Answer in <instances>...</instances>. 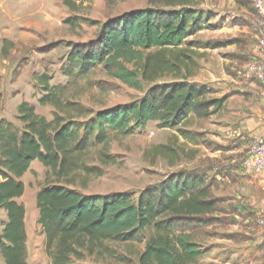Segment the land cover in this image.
<instances>
[{
	"label": "trees",
	"instance_id": "16d2710c",
	"mask_svg": "<svg viewBox=\"0 0 264 264\" xmlns=\"http://www.w3.org/2000/svg\"><path fill=\"white\" fill-rule=\"evenodd\" d=\"M199 0H149V6L124 12L98 24L95 38L75 44L67 54L68 74L86 75L96 65L105 74L135 90L141 98L91 113L82 122L56 118L47 122L33 106L21 103L20 127L0 119V209L6 222L0 234L4 264H27L25 207L18 202L25 190L22 176L38 161L56 177L82 169L100 175L97 168L81 164L90 147L100 145L106 163L109 133L122 136L158 122L176 134L166 145L154 147L156 157L179 161L183 149L178 137L190 139L183 129L189 115L207 118L222 100L212 98L206 85L190 82L198 70L188 41L208 24L209 12ZM70 9L88 0H64ZM133 64L130 69L126 65ZM170 77V81L158 82ZM40 83L47 84L41 76ZM1 98V95H0ZM46 103L45 98L39 100ZM81 113V112H79ZM216 202L204 189L203 177L179 170L146 186L135 198L129 193L83 195L62 186L37 192V225L43 253L49 264H86L93 255L106 254V241L123 243L146 238L138 264H196L201 257L195 236L213 222Z\"/></svg>",
	"mask_w": 264,
	"mask_h": 264
},
{
	"label": "rangeland",
	"instance_id": "374dc122",
	"mask_svg": "<svg viewBox=\"0 0 264 264\" xmlns=\"http://www.w3.org/2000/svg\"><path fill=\"white\" fill-rule=\"evenodd\" d=\"M148 6L149 0H88V5L70 9L64 0H0V119L20 127L17 108L25 102L47 122L56 118L82 122L98 110L141 98L144 91L110 78L102 65L86 75L68 74L66 58L73 45L95 38L99 23ZM126 66L131 69L133 64ZM41 76L47 84L40 83ZM170 80L165 77L158 82ZM41 98L46 100L43 105ZM174 133L158 122H149L128 136L109 133L106 163L99 154L100 145L90 147L81 158L80 165L97 168L100 175L86 174L80 168L58 178L38 161L32 162L21 178L25 190L18 199L25 207L27 264H49L36 223L38 191L62 186L83 195L129 193L135 198L172 171L153 150L166 145ZM5 222L0 209V234ZM199 238L200 233L195 240ZM145 242L146 238L106 241V254L93 255L86 264H138ZM0 264H4L1 257Z\"/></svg>",
	"mask_w": 264,
	"mask_h": 264
},
{
	"label": "crops",
	"instance_id": "0c3cea01",
	"mask_svg": "<svg viewBox=\"0 0 264 264\" xmlns=\"http://www.w3.org/2000/svg\"><path fill=\"white\" fill-rule=\"evenodd\" d=\"M198 8L211 14L212 28L188 39L199 44L192 47L198 70L190 82L206 85L222 101L207 118L189 115L183 129L198 137H178L184 155L168 163L167 175L195 171L216 202L205 215L213 222L195 240L202 252L196 264H264L257 223L264 213V170L250 174L242 167L248 146L264 139V84L239 77L254 51V12L249 0H199Z\"/></svg>",
	"mask_w": 264,
	"mask_h": 264
},
{
	"label": "built area",
	"instance_id": "2783aa9c",
	"mask_svg": "<svg viewBox=\"0 0 264 264\" xmlns=\"http://www.w3.org/2000/svg\"><path fill=\"white\" fill-rule=\"evenodd\" d=\"M249 3L254 12L257 37L253 54L239 72V77L241 80H252L264 84V0H249ZM242 167L250 174H257L264 170V139L252 142L248 146ZM257 223L263 229L264 239V213L258 216Z\"/></svg>",
	"mask_w": 264,
	"mask_h": 264
}]
</instances>
